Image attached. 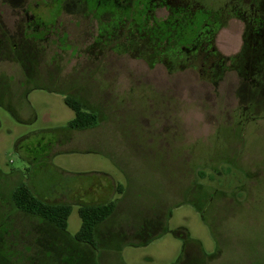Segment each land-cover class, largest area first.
<instances>
[{"label":"rangeland","instance_id":"rangeland-1","mask_svg":"<svg viewBox=\"0 0 264 264\" xmlns=\"http://www.w3.org/2000/svg\"><path fill=\"white\" fill-rule=\"evenodd\" d=\"M228 1L169 0L172 12L148 14L179 23L177 6L205 9L197 25ZM111 2L126 5L122 16L104 12ZM147 4L0 8V264H264V77L254 91L229 61L215 84L196 69L169 68L153 48L177 49L146 21ZM28 15L42 24L23 34ZM112 19L126 26L109 39L99 30ZM222 23L214 45L229 57L241 50L244 23ZM172 38L185 36L177 29ZM64 95L95 111L98 124L67 128L74 113ZM21 178L40 199L71 204L64 233L14 209L8 194ZM109 200H118L114 217L86 251L72 238L78 206Z\"/></svg>","mask_w":264,"mask_h":264},{"label":"trees","instance_id":"trees-1","mask_svg":"<svg viewBox=\"0 0 264 264\" xmlns=\"http://www.w3.org/2000/svg\"><path fill=\"white\" fill-rule=\"evenodd\" d=\"M179 9L183 11V19H179V23L174 19L170 20V14L166 19L168 20V24L166 23L167 29L164 31L163 35V45L168 47L169 50H172L173 47L174 50L177 49V52H165V58L171 63L169 64V68L174 70L187 67L196 69L202 75H207L206 80L209 81V83L215 84L223 71L227 68L226 61H229L231 64L230 67L236 71L237 75L244 80L252 90H258L264 77V7L259 5V0H250L248 3H243L240 0H229L227 4L217 12L208 10L211 14L209 19H204L197 25H195V21H193L195 13L205 9L193 11L191 6H182L179 7ZM172 11L173 10L170 12ZM225 16L229 18H238L244 23L241 50L232 56L225 57L218 54L215 45L212 44L216 52L215 68L213 71L203 68L196 59H184L182 51L179 50L178 41L172 42L174 41L172 37L176 30L179 29L182 32L185 36L183 42L187 43L193 39V30L199 26L206 27V22L211 23V27L215 28L213 32L216 33L219 28L224 25L222 19ZM213 19H215V21L212 22ZM175 62H178V64H175ZM63 101L74 113L73 118L67 123V128L83 130L93 128L98 124L97 113L84 107L79 99L64 95ZM4 176L5 175L1 172L0 177L4 178ZM201 178H203V176ZM118 193L123 194L121 187H119ZM8 195L15 210L37 218L41 224L56 228L63 233L66 231L67 219L72 211L71 204H51L40 199L32 192L24 178H21L12 185ZM117 207L118 200L117 202L116 200H109L105 203L79 204L78 215L81 224L79 230L72 238L78 243H83L86 251L91 247L93 248L100 225L110 217H114ZM2 239L3 234L0 233V241ZM8 248L9 247H7V251ZM0 249L5 248L0 244Z\"/></svg>","mask_w":264,"mask_h":264},{"label":"flooded vegetation","instance_id":"flooded-vegetation-1","mask_svg":"<svg viewBox=\"0 0 264 264\" xmlns=\"http://www.w3.org/2000/svg\"><path fill=\"white\" fill-rule=\"evenodd\" d=\"M7 4H8V0H1L0 8L1 9L5 8ZM100 4L101 2L99 1L96 2V5H100ZM151 4H152V7H151ZM156 6L165 7L166 10H169V11L172 10L169 0H148V4L146 5L145 11H144L145 12L144 15L148 23L152 19V16L148 14V12H151L152 10H154ZM125 7L126 5L122 4L121 2H118V3L111 2L109 6L104 8L103 10L104 12L105 11L111 12V9H116L117 15L122 16L123 15L122 10H124ZM176 8L179 9V6H177ZM22 11L26 13L27 15L26 8H24ZM1 14H2V11H1ZM166 19L162 20L161 22H157V21H154L153 23L150 22L151 24L159 25L158 26L159 30H161L160 28H162L161 30L162 36L164 35V31H166L167 29L166 23L168 22V20ZM25 21H27V23H23L21 25L23 34L24 33L28 34L29 32H36L39 30L38 23L40 22L34 16L28 15ZM144 23L145 21L143 20V23L141 24V26H143ZM206 24H207L206 27L199 26L198 28H195L193 30V36H192L193 39L191 41H188L187 43L178 41L177 43L179 46V50L182 51L183 53L182 56L184 57V59L186 60H189L190 58L196 59L203 68H207L209 71H213V69L215 68L216 52H215V49L212 47V44L214 45L213 42H214V38L217 32L216 33L213 32L215 31L214 30L215 28L211 27V23L206 22ZM123 26H126V25H123V24L116 25V23L114 22V19H112L111 21H109V23L104 22L101 24V30H99V34L101 33L102 30H105V32H107L108 36L110 37L109 39H111L112 36L117 35L116 31H118ZM0 27L3 28V26H0ZM153 50L154 52L160 54L162 57H165L166 55L165 52H161L154 48ZM22 264H38V263H33V262L26 263L25 262Z\"/></svg>","mask_w":264,"mask_h":264}]
</instances>
